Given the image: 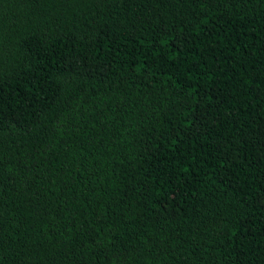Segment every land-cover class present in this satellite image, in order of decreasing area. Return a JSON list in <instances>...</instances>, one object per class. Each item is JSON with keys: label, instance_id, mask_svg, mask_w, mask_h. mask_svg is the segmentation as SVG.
Wrapping results in <instances>:
<instances>
[{"label": "trees", "instance_id": "16d2710c", "mask_svg": "<svg viewBox=\"0 0 264 264\" xmlns=\"http://www.w3.org/2000/svg\"><path fill=\"white\" fill-rule=\"evenodd\" d=\"M0 264H264V0H0Z\"/></svg>", "mask_w": 264, "mask_h": 264}]
</instances>
